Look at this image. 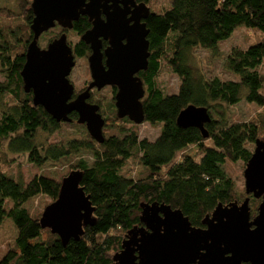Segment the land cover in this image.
Instances as JSON below:
<instances>
[{
	"label": "trees",
	"instance_id": "1",
	"mask_svg": "<svg viewBox=\"0 0 264 264\" xmlns=\"http://www.w3.org/2000/svg\"><path fill=\"white\" fill-rule=\"evenodd\" d=\"M17 1L21 22L0 24V227L11 218L17 230L0 264H113L128 231L142 225L143 203L180 209L195 227H203V220L218 204L241 203L247 197L252 217L257 214L261 200L240 189L226 167L241 163L246 168L255 142L264 141V112L232 122L228 108L241 101L264 108L260 71L264 40L231 50L223 69L233 80L202 72L195 52L220 57V44L238 27L264 34V0H168V6L156 10L151 9L154 0H136L151 9L145 21L151 54L148 69L138 75L146 89L145 122L159 126L160 134L154 141L141 139L132 127L114 126V122H129L108 115L105 128L110 133L104 135L102 144L90 135L86 140L49 142L62 124L36 106L33 93L24 90L21 71L33 39L34 16L32 0ZM0 13L15 18L10 11L0 9ZM89 28L85 18L74 25L79 36ZM90 53V47L79 40L78 57ZM165 67L179 78L176 93L167 94L160 86L158 77ZM190 105L208 110L211 121L204 125L208 137L197 127L178 125L179 114ZM71 117L73 124L78 116L73 113ZM192 147L197 148L193 156L186 153ZM82 153L92 155V160L79 159L69 173L82 171L81 186L95 207V223L85 228L79 240L64 246L57 235L41 227L43 211L34 216L27 205L40 196L49 200L48 205L53 203L69 173L58 180L41 174L26 183L20 172L13 175L6 168L20 155L42 168ZM129 160L137 161L146 175L138 179L125 176L122 169Z\"/></svg>",
	"mask_w": 264,
	"mask_h": 264
},
{
	"label": "water",
	"instance_id": "2",
	"mask_svg": "<svg viewBox=\"0 0 264 264\" xmlns=\"http://www.w3.org/2000/svg\"><path fill=\"white\" fill-rule=\"evenodd\" d=\"M33 39L28 44L26 62L21 71L24 90L33 93V102L42 106L57 122L71 121L85 125L91 138L105 141L106 121L97 104L87 100L93 88L117 87V118H129L136 124L145 122L144 82L139 73L148 69L150 57L149 29L146 20L151 9L136 0H32ZM81 17L92 27L81 41L90 46L88 58L92 83L86 92L70 101L74 86L69 80L75 56L67 33L50 42L47 48L39 39L60 25L72 30ZM110 47L103 52L102 41ZM106 56V65L104 64ZM70 101V102H69ZM211 121L206 108L188 106L178 116L182 128L197 127L208 137L204 125ZM83 173L71 171L60 186L58 198L46 206L40 225L57 235L66 246L79 240L87 226L95 223L93 206L81 186ZM245 191L261 200L252 217L250 198L224 205L218 204L203 220V227L192 225L180 209L170 205L141 204L140 221L126 234L113 264H264V141L255 142L253 154L244 170Z\"/></svg>",
	"mask_w": 264,
	"mask_h": 264
},
{
	"label": "rangeland",
	"instance_id": "3",
	"mask_svg": "<svg viewBox=\"0 0 264 264\" xmlns=\"http://www.w3.org/2000/svg\"><path fill=\"white\" fill-rule=\"evenodd\" d=\"M167 3L168 0H154L153 5H151V9H161L163 6H168ZM0 9L10 11L15 15V18L10 19L0 13L1 25H14L21 22L20 16L18 17L19 8L17 0H0ZM52 33H54L55 35L60 34L58 33L57 29H53L49 33H44L39 39V45L41 47L46 46ZM74 34L70 37V39H72V43H77L79 42L80 37L78 34ZM263 40L264 34L262 32L249 30L245 27H238L231 35L230 39L220 44V51L222 54L220 57H216V59H214L209 55V53L199 50L195 52V55L199 59V66L202 72L208 73L209 71H211L213 75H218L221 79L233 80L234 77L226 73L223 69L225 58L234 47L247 48ZM88 64L89 63L86 57L82 59L79 58L77 60L76 67L74 68L71 77L78 88H82L88 79L91 80ZM260 71L261 74L264 75V63L261 66ZM212 74L209 75L212 76ZM0 80H3V78L0 77ZM158 81L163 91L167 94L176 93L180 86L179 78L172 72H170V70H168L166 67L163 68V71L159 74ZM97 97H101L106 104L102 108V113L106 116V118L108 119V115L111 118L116 116L117 111L112 101L111 90L109 88H105L102 92L97 93ZM114 109L115 112H113ZM259 112H264V108H258L257 106H255V104H249L246 101H241L239 104L228 108V113L231 117L232 122L247 121V119H251ZM120 125L125 126L124 123L122 124L119 122H114V126L117 127ZM126 125L128 127L134 128L135 131L138 132L141 139L154 141L160 134V127L153 126L148 122H144L140 125H129L126 123ZM108 130L110 129L105 130V135L107 136L110 133V131ZM90 137L87 128L83 125L78 124L76 121L73 124L63 123L61 125L60 132L52 135L49 138V142L51 144H57L60 141H67L68 139L86 140ZM262 139H264V134L262 135ZM196 150L197 148L192 147L186 153L193 156ZM11 157H16V154H11ZM79 159H86L90 162L92 160V155L82 153L79 157H71L67 161L62 160L57 164L48 162L42 168H36L33 164L29 163L26 155H20L19 157H17L16 162H14V159H12L14 163H12L6 169L10 174L13 175H19L20 172L26 183H29L36 176L41 174L58 180L64 175L68 174L71 170V167H73ZM226 168L227 173L236 182L237 186L240 189L245 190V167H243L241 163H228ZM122 173L125 176H129L134 179H138L146 175V171L144 170V168L140 166L139 163L135 160L127 161L124 168L122 169ZM48 203L49 200L46 197L40 196L31 200L28 203L27 207L35 216L39 212L44 211ZM16 234L17 230L15 228L13 220L11 218H6L3 225L0 227V258L6 253L7 249L13 245Z\"/></svg>",
	"mask_w": 264,
	"mask_h": 264
},
{
	"label": "flooded vegetation",
	"instance_id": "4",
	"mask_svg": "<svg viewBox=\"0 0 264 264\" xmlns=\"http://www.w3.org/2000/svg\"><path fill=\"white\" fill-rule=\"evenodd\" d=\"M81 18H85V19H87V22H88V24L90 25V28L92 27V24L89 22V20H88V18L87 17H81ZM89 28V29H90ZM53 29H57L58 30V33H60V34H54V33H52V35L49 37L50 39H49V41H48V43L46 44V46L45 47H42V48H47V46H48V44L50 43V42H52L53 40H55V39H57L62 33H64V32H66L67 33V36H68V43H69V45L71 46V48H72V50H73V54H74V56H75V62H76V64H77V60L79 59V57H78V55H77V44L79 43V42H77V43H72V39H70V37L71 36H73V34L75 33V34H77L76 33V31L74 30V28L72 29V30H67V31H64V29L60 26V25H56V27L55 28H53ZM52 29V30H53ZM52 30H50V31H48L47 33H49V32H51ZM54 34V35H53ZM74 34V35H75ZM80 37V40H81V37H82V34L79 36ZM89 46V45H88ZM102 50H103V52H105V50L108 48V47H110V43H109V41H102ZM90 47V46H89ZM91 55V53L86 57L87 58V60H88V58H89V56ZM103 60H104V64L106 65V56H104V58H103ZM88 66H89V64H88ZM75 67H76V65H75ZM74 67V68H75ZM74 68L72 69V72H73V70H74ZM72 72H71V74H70V76H69V80H70V82H71V84L74 86V94H73V96H72V98H71V100L70 101H73V100H75L79 95H81V94H83L84 92H86L87 91V89H88V87H89V85L92 83V78L90 77V79L91 80H87L86 82H85V84H84V86L82 87V88H78L77 86H76V84H75V82H74V80L72 79V77H71V75H72ZM89 74L91 75V73H90V70H89ZM105 88H109L110 90H111V93H112V100H114V106H115V97H116V94H117V87H113V86H106ZM105 88H103V89H101V90H98L97 88H93L92 90H91V92H90V97H89V99L87 100V102H89L90 104H97V105H99V106H104V105H106L105 104V102H104V100L101 98V97H97V93H99V92H102ZM69 101V102H70ZM115 108H116V106H115ZM75 113V112H74ZM100 113L103 115V117H104V119H105V121H106V125H107V118H106V116L102 113V108L100 107ZM73 114V113H72ZM71 114V115H72ZM77 114V113H76ZM71 115H70V118H71V121H73L74 119L71 117ZM77 116H78V114H77ZM116 116H117V113H116ZM120 121H127V122H129V123H127V124H129V125H140V124H136L135 122H133V121H131L129 118H124V119H120ZM119 122V121H118ZM119 123H121V122H119ZM123 124V123H122ZM125 125H126V122L124 123ZM106 125H105V127H106ZM105 127H104V135H105ZM96 143H98L96 140H94ZM100 144V143H99ZM261 202V201H260ZM142 226V225H141ZM203 228H204V226H203Z\"/></svg>",
	"mask_w": 264,
	"mask_h": 264
},
{
	"label": "bare ground",
	"instance_id": "5",
	"mask_svg": "<svg viewBox=\"0 0 264 264\" xmlns=\"http://www.w3.org/2000/svg\"><path fill=\"white\" fill-rule=\"evenodd\" d=\"M72 121H69V122H59V123H61V124H63V123H71ZM77 123H78V119H77ZM79 124V123H78ZM81 125V124H80ZM83 126H85V125H83ZM86 127V126H85Z\"/></svg>",
	"mask_w": 264,
	"mask_h": 264
}]
</instances>
